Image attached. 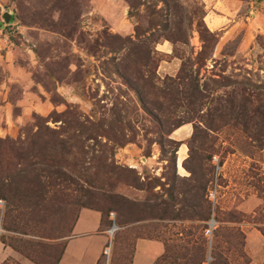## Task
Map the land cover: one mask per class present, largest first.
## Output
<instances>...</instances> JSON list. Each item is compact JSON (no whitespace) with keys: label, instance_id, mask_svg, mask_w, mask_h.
I'll use <instances>...</instances> for the list:
<instances>
[{"label":"rangeland","instance_id":"rangeland-1","mask_svg":"<svg viewBox=\"0 0 264 264\" xmlns=\"http://www.w3.org/2000/svg\"><path fill=\"white\" fill-rule=\"evenodd\" d=\"M2 11L5 246L53 264L89 207L119 226L99 264H129L137 237L163 241L162 264H260L264 0H0Z\"/></svg>","mask_w":264,"mask_h":264},{"label":"crops","instance_id":"crops-1","mask_svg":"<svg viewBox=\"0 0 264 264\" xmlns=\"http://www.w3.org/2000/svg\"><path fill=\"white\" fill-rule=\"evenodd\" d=\"M109 225L110 223L104 222L100 210L89 207L81 208L69 235L65 238L58 264H97L108 241L106 230ZM244 244L246 250L247 243ZM163 252L164 243L160 239L137 237L133 242L129 264H157L156 260ZM9 257L15 258L20 264H36L31 260L18 258L8 246L0 241V264H4ZM263 261L264 256L259 263Z\"/></svg>","mask_w":264,"mask_h":264},{"label":"built area","instance_id":"built-area-1","mask_svg":"<svg viewBox=\"0 0 264 264\" xmlns=\"http://www.w3.org/2000/svg\"><path fill=\"white\" fill-rule=\"evenodd\" d=\"M2 12H0V23L3 22V20H2ZM4 206H5L4 200L3 199H0V235H2L3 233H5V230L2 227V217H3V209H4ZM109 219H110V225H109V227L106 230V234L108 236V241H107L106 246L103 248V254L107 258L110 256L111 246H112V241H113L114 235H115V233L119 229V226L115 222V215H114L113 212H111L109 214ZM211 221H214L213 218H211ZM207 232H210V230H208Z\"/></svg>","mask_w":264,"mask_h":264},{"label":"trees","instance_id":"trees-1","mask_svg":"<svg viewBox=\"0 0 264 264\" xmlns=\"http://www.w3.org/2000/svg\"><path fill=\"white\" fill-rule=\"evenodd\" d=\"M262 0H256V2H258V3H260ZM2 23V22H1ZM0 23V24H1ZM209 34H210V32H209ZM213 39H215L214 37H213ZM78 215V214H77ZM77 217V216H76ZM76 219V218H75ZM3 221V220H2ZM73 225V224H72ZM2 227H3V222H2ZM256 228L260 231V233L264 236V228H262V227H259V226H256ZM71 229H72V227H71ZM114 237H115V235H114ZM63 247H64V245H63ZM63 247H62V250L59 252V254L57 255V257L54 259V262H53V264H58V261H59V259H60V256H61V253H62V251H63ZM161 257V256H160ZM101 258V257H100ZM245 258H246V264H248L249 263V258H248V256L245 254ZM200 262H201V259H199V260H196V261H194V262H192L191 264H200ZM100 263V259L98 260V263L97 264H99ZM156 263L157 264H162L161 262H159V258L156 260ZM4 264H5V261H4ZM39 264V263H38ZM211 264V263H210Z\"/></svg>","mask_w":264,"mask_h":264},{"label":"water","instance_id":"water-1","mask_svg":"<svg viewBox=\"0 0 264 264\" xmlns=\"http://www.w3.org/2000/svg\"><path fill=\"white\" fill-rule=\"evenodd\" d=\"M10 18H11V13L9 12H2V20L5 23H9L10 22Z\"/></svg>","mask_w":264,"mask_h":264},{"label":"bare ground","instance_id":"bare-ground-1","mask_svg":"<svg viewBox=\"0 0 264 264\" xmlns=\"http://www.w3.org/2000/svg\"><path fill=\"white\" fill-rule=\"evenodd\" d=\"M209 225H210V226H213V225H214V221H211V220H210V221H209Z\"/></svg>","mask_w":264,"mask_h":264}]
</instances>
